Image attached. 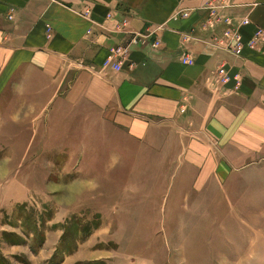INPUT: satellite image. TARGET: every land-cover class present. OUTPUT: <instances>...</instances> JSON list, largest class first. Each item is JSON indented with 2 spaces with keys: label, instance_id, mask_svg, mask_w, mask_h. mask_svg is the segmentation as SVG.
<instances>
[{
  "label": "crops",
  "instance_id": "0c3cea01",
  "mask_svg": "<svg viewBox=\"0 0 264 264\" xmlns=\"http://www.w3.org/2000/svg\"><path fill=\"white\" fill-rule=\"evenodd\" d=\"M211 6L220 7L215 28ZM123 19L135 31L159 28L160 46L132 48L120 71L103 69ZM226 28L248 45L264 30V0H0V88L39 106L50 134H68L75 116L74 134L107 148L147 149L153 136L173 135L183 154L209 157L213 147L219 166L241 172L264 164V43L231 56L211 43ZM222 65L236 89L215 85Z\"/></svg>",
  "mask_w": 264,
  "mask_h": 264
},
{
  "label": "rangeland",
  "instance_id": "374dc122",
  "mask_svg": "<svg viewBox=\"0 0 264 264\" xmlns=\"http://www.w3.org/2000/svg\"><path fill=\"white\" fill-rule=\"evenodd\" d=\"M12 97L0 88V264H264V164L226 171L173 135L107 148L75 116L50 134Z\"/></svg>",
  "mask_w": 264,
  "mask_h": 264
},
{
  "label": "built area",
  "instance_id": "2783aa9c",
  "mask_svg": "<svg viewBox=\"0 0 264 264\" xmlns=\"http://www.w3.org/2000/svg\"><path fill=\"white\" fill-rule=\"evenodd\" d=\"M219 8L220 7L217 6H211V17L208 21H206V24L208 23L211 27H214L220 22L218 17H213L217 14V9ZM186 15V13H183V17ZM108 17L111 18L110 15H108ZM128 22L129 20L126 19L120 21L117 30L120 32L119 35L123 36V40L110 48L109 54L102 65L103 69L120 71L123 64L128 61L130 50L132 48L142 46L147 43H149L153 48H158L160 46L161 41L157 36L159 28L151 31L148 29L146 32H132L127 30ZM247 23L248 20L245 19L242 21L241 25H245ZM225 26H227V24H225ZM185 39H187V37ZM211 41V43H213L212 46L216 49L223 50L226 54L240 58L243 51L246 49L253 52L260 50L261 45L264 43V30L257 29L251 42L246 46L240 41L237 28H226L222 31L221 37L213 38ZM182 61L183 63L190 62V56L188 53H185ZM215 81L217 88H224V90H226V87H228L230 83H234L235 89L239 86V78L237 76H232L224 65L217 68Z\"/></svg>",
  "mask_w": 264,
  "mask_h": 264
}]
</instances>
